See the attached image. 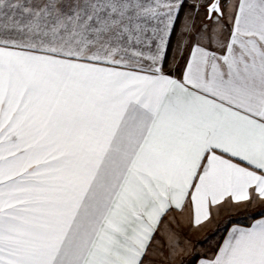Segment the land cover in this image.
<instances>
[{
    "label": "snow or ice",
    "instance_id": "snow-or-ice-1",
    "mask_svg": "<svg viewBox=\"0 0 264 264\" xmlns=\"http://www.w3.org/2000/svg\"><path fill=\"white\" fill-rule=\"evenodd\" d=\"M183 4L0 0V264H145L171 210L264 202V0H196L176 79ZM201 264H264V219Z\"/></svg>",
    "mask_w": 264,
    "mask_h": 264
},
{
    "label": "crops",
    "instance_id": "crops-1",
    "mask_svg": "<svg viewBox=\"0 0 264 264\" xmlns=\"http://www.w3.org/2000/svg\"><path fill=\"white\" fill-rule=\"evenodd\" d=\"M196 0H184L183 9L179 13L175 25V31L172 34L163 61V70L166 74L176 79H182L185 64L190 56L193 40L186 38L182 33V25L185 21V15L194 12L193 4ZM206 21L204 9L201 8L198 15H195V28L200 30ZM227 32H225V37ZM187 39V43L182 47V41ZM211 218L199 227L192 226V208L187 205L183 212L175 209L171 210L162 218L159 230L154 235L149 253L145 258V264H182L181 259L193 257V264H201L202 260L211 259L218 252L228 233L234 227L249 228L256 221L264 219V202L254 200L247 203H233L226 199L221 205L214 207ZM254 211V212H252ZM235 215H240L245 220H234ZM230 218L225 230L213 250L205 251L195 255L196 250H201V246H195L191 243H201L208 233H212L213 228L218 226L220 219ZM174 234L175 252L169 245L168 236ZM179 259V261L177 260ZM180 262V263H178Z\"/></svg>",
    "mask_w": 264,
    "mask_h": 264
},
{
    "label": "rangeland",
    "instance_id": "rangeland-1",
    "mask_svg": "<svg viewBox=\"0 0 264 264\" xmlns=\"http://www.w3.org/2000/svg\"><path fill=\"white\" fill-rule=\"evenodd\" d=\"M254 212V211H252ZM234 220H245V218H243L242 216H238L235 215V219ZM231 221L230 218H226V219H220L218 221V226L213 228L212 233H208V235L203 238L204 240L201 243H191L192 245L195 246H201V250H196L195 255H197L198 253H204L205 251H209V250H213L217 244V242L219 241L222 232L225 230L227 224ZM179 261V259H177ZM193 257H189L187 259H181V263L182 264H193ZM178 262V263H180ZM173 264V263H172Z\"/></svg>",
    "mask_w": 264,
    "mask_h": 264
},
{
    "label": "trees",
    "instance_id": "trees-1",
    "mask_svg": "<svg viewBox=\"0 0 264 264\" xmlns=\"http://www.w3.org/2000/svg\"><path fill=\"white\" fill-rule=\"evenodd\" d=\"M240 216V215H239Z\"/></svg>",
    "mask_w": 264,
    "mask_h": 264
}]
</instances>
